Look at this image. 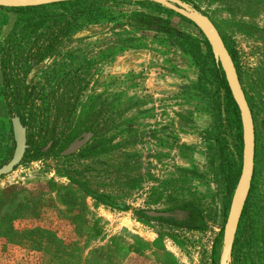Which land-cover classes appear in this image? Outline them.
<instances>
[{
  "label": "rangeland",
  "instance_id": "obj_1",
  "mask_svg": "<svg viewBox=\"0 0 264 264\" xmlns=\"http://www.w3.org/2000/svg\"><path fill=\"white\" fill-rule=\"evenodd\" d=\"M142 1L94 5L92 15L74 25L73 40L70 35L64 38L63 46L29 75L23 67L28 56L20 54L12 73L20 84L37 85L39 93L28 107L32 113L27 110L32 118L28 131L36 139L42 132L47 139L53 134L63 137L74 121L87 116V126L99 116L101 135L120 147L95 156L79 157V150L64 157L56 156L58 145L38 160L25 156L13 172L1 176L0 264H215L214 240L224 230L233 198L225 212L216 137L221 130L229 157L236 158L240 154L234 146L236 129L226 120L223 90L211 72L212 58L206 57L205 44L199 50L165 33L136 28L130 17L135 12L162 17L203 41L200 29L162 5ZM184 1L207 14L236 52L256 128L255 173L237 250L242 261L264 264V0ZM94 16H99L97 23ZM17 19L16 13L0 9V142L7 144H12L10 124L15 114L9 113L1 93V57ZM49 24L55 30L59 26L50 21L37 34ZM91 26L100 32L77 36ZM42 40L48 42L49 37ZM123 41L132 47L123 49ZM141 49L150 51V56L138 69L127 73L125 68L122 75L103 78V70L118 64L125 53ZM76 68L83 70L85 80H91L69 123L66 119L78 95L73 92L79 77L72 72ZM69 70L72 74L66 77ZM123 76L135 81H120ZM151 78L155 81L145 86ZM218 112H222L221 121ZM47 119L49 129L45 130ZM241 154L242 166L243 147ZM132 156L135 163L123 168ZM69 176L89 180L92 189L110 196L122 208L87 196ZM187 207L200 209L202 229L190 222L177 224L137 214L139 210L171 212ZM220 250L221 245L219 255Z\"/></svg>",
  "mask_w": 264,
  "mask_h": 264
},
{
  "label": "trees",
  "instance_id": "obj_2",
  "mask_svg": "<svg viewBox=\"0 0 264 264\" xmlns=\"http://www.w3.org/2000/svg\"><path fill=\"white\" fill-rule=\"evenodd\" d=\"M107 1H122V0H75V1H65L59 2L54 4H47L41 6H30V7H18V8H8V7H1L0 9H5L8 11H12L18 15L17 23L15 28L9 33V36L3 45L2 48V57H1V66H2V73H3V81L4 83L1 86V93L5 97L6 107L10 114H15L20 116L23 125L27 128V144L28 148L26 151V157L31 160H38L43 155L48 154L54 148L59 145V149L56 151V156H64L68 157L70 155H62V151H64L70 143H72L76 138L81 136L83 132H92L93 135L89 141H93L92 144H86L84 147L80 149L78 152L79 157H83L85 155L95 156L98 154L107 153L115 148L120 147V143H116L114 145H110L111 139L108 137H103L101 135L102 131L99 124V116H97L93 121L90 122L86 126V122L89 118L87 116L83 119H79L77 122H73L74 126L70 125V129L68 134L62 133L63 137H53L47 139V136L42 132L39 139H36L35 135L28 131V123L32 119L28 113H32L30 108V104L35 103V96L39 93L36 91L37 85L31 84L25 81L23 84H20L19 79L15 74L12 73V69L16 64L20 63L21 56L20 54H26L28 56L26 64L23 66L25 68V75H29V73L34 69L40 66L48 59L51 55L58 51V46H63V40L66 37H70L71 31L74 28V25L85 17L86 15H92L93 11L90 9L97 5L98 3H104ZM125 1V0H124ZM145 2V1H142ZM151 2V1H146ZM154 3V2H153ZM157 4V3H156ZM158 5V4H157ZM99 16H94V22L97 23L99 20ZM72 19V20H71ZM132 20L133 26L136 28H140L143 30H154L156 32L165 33L168 36L174 37L179 41L184 43H189L193 47L201 49L202 42L205 44L207 49L206 57L210 56L212 58V69L216 77V83L219 90H223V100L226 114L227 122L235 127L236 135H237V142L235 139L234 146L239 151V156L236 158H230V152L226 150V145L224 144V140L221 137L222 131L219 130L220 134L217 135V148L220 162L218 164V168L224 174V183H225V212H227L229 208V204L231 201V197L237 185L238 179L241 174V151L243 147L242 141V124H241V117L239 108L233 99L232 93L228 86L224 71L221 68L220 63L215 61L213 53L211 51L210 44L204 38V40H200L192 35L176 28L170 20L162 18V17H155L149 16L146 14H142L141 12H135L130 17ZM52 21L54 24L59 23L58 28L55 30V25L49 24L46 27V30L43 32H39L46 23ZM77 26V25H75ZM23 30H26V33L23 34ZM49 30V31H48ZM37 34L34 39H30L31 35ZM70 35V36H69ZM48 36L49 41L45 42L42 40L43 37ZM224 38V37H223ZM68 39V38H67ZM73 40L72 36L69 38ZM225 40V39H224ZM226 43V41H225ZM31 45L28 47L27 45ZM227 44V43H226ZM19 47L23 49L20 53V50H14L13 48ZM121 47L123 49H129L132 47L130 42L123 41ZM228 47V45H227ZM229 51L231 52L233 59L238 67V61L236 57V52L228 47ZM15 58V60H14ZM239 71V70H238ZM240 74V73H239ZM71 75V72L68 71L65 73V76ZM88 84L81 85L75 84L73 87V92H78L76 100L74 102L73 108H71L67 122L72 123L73 116H74V107L77 106L79 103V99L81 94L87 89ZM52 94H56L55 90L52 91ZM222 98V96H221ZM47 107L45 110L48 109L49 104L47 102ZM221 110V109H220ZM223 112V111H222ZM222 112H218V116L220 121L222 120ZM89 121V120H88ZM222 126V124L220 125ZM45 130L49 129V121L48 119L45 121ZM56 128L53 129L55 132ZM10 132L12 135V144L4 143L3 140L0 142V163H5L8 159L13 156L16 142L14 139L13 134V125L12 122L10 124ZM101 136V137H100ZM65 140V141H64ZM64 142V143H62ZM135 163L134 156L128 157L125 160L123 168L126 166H130ZM69 179L74 182L81 191H83L87 196H91L97 200L102 201L104 204L111 205L113 207H120L122 208L116 201L112 200L110 196L106 194H101L100 190L92 189L93 185L90 184L89 180L83 178H73L69 176ZM136 183V181H135ZM247 204L245 205L242 219L239 224V230L237 234V238L235 241V246L233 249L232 260L231 264H248L247 261H242L240 259V255L238 254L237 244H238V235L242 231L244 217L247 210ZM188 211V219L184 221L177 222V224H181L183 222H190L195 226L196 229H202L201 225L204 221L202 218V214L199 208L195 207H187L184 209ZM173 212V211H172ZM228 213V212H227ZM226 213V215H227ZM137 214L150 217L144 213L143 210H139ZM162 218V217H161ZM163 219H165L163 217ZM167 219V218H166ZM222 235L223 230L217 238L214 240L213 244V253L212 256L215 260V264L217 263V259L219 256V248L222 242Z\"/></svg>",
  "mask_w": 264,
  "mask_h": 264
},
{
  "label": "water",
  "instance_id": "obj_3",
  "mask_svg": "<svg viewBox=\"0 0 264 264\" xmlns=\"http://www.w3.org/2000/svg\"><path fill=\"white\" fill-rule=\"evenodd\" d=\"M65 1L75 0H0L1 7L18 8L41 6L54 4ZM151 1L162 5L175 13L181 15L187 20L193 22L205 36L210 44L211 51L215 61L220 63L224 71L228 86L235 100L241 117L243 131V161L241 174L238 179L231 205L229 208L227 220L223 230V238L219 255V264H231L233 249L239 224L243 215L245 204L251 190L253 177L255 173L256 159V128L252 108L244 91L238 67L229 51L227 44L220 30L214 21L203 11L184 0H143ZM100 31L93 26L84 29L77 36H87ZM146 56L143 50L127 52L120 58L118 64L105 69L103 78L109 75L121 73L126 68L127 71L134 69V64L141 61ZM14 139L16 147L13 157L0 167V177L14 171L26 156L28 148L27 144V128L23 125L20 116L15 115L12 118ZM92 132H85L76 138L70 145L62 151V155H70L79 151L84 147L92 137ZM144 213L150 217H164L169 220L180 222L188 219V212L176 209L173 212H161L155 210H145Z\"/></svg>",
  "mask_w": 264,
  "mask_h": 264
},
{
  "label": "crops",
  "instance_id": "obj_4",
  "mask_svg": "<svg viewBox=\"0 0 264 264\" xmlns=\"http://www.w3.org/2000/svg\"><path fill=\"white\" fill-rule=\"evenodd\" d=\"M98 32H100V31H98ZM141 50H143V51H145L146 52V56L143 58V59H141V63H136V67L133 69V70H135V69H138L139 68V65L140 64H142V63H144L145 61H147L148 60V58H149V56H150V51H148V50H144V49H141ZM132 51H139V50H132ZM132 51H130V52H132ZM126 52V51H125ZM159 58H160V60H164V57H160L159 56ZM146 69H147V73L149 72L148 70H149V68L146 66ZM133 70H130V71H133ZM143 70H144V68H142L141 69V72H143ZM130 71H126L127 73L128 72H130ZM123 73H125L124 71L123 72H121V73H119V74H123ZM146 73V71L144 72V74ZM150 74H152V71H150ZM156 73H154V75H155ZM113 75H115V74H113ZM116 75H118V74H116ZM111 75H109V76H107V78H109ZM135 78H130V77H125V76H123L122 77V79L120 80V81H129V80H131V81H135L134 80ZM141 79H142V77L141 78H139V81L141 82ZM146 81H148L147 82V84H144L145 86H147V85H149V84H152L155 80H154V78H151V80H147L146 79ZM122 85H123V82H122ZM151 90H154L153 88L151 89Z\"/></svg>",
  "mask_w": 264,
  "mask_h": 264
},
{
  "label": "flooded vegetation",
  "instance_id": "obj_5",
  "mask_svg": "<svg viewBox=\"0 0 264 264\" xmlns=\"http://www.w3.org/2000/svg\"><path fill=\"white\" fill-rule=\"evenodd\" d=\"M99 65H101V64H99ZM69 71H71V70H69ZM81 71V73L79 74V72ZM104 71L105 70H103V73H104ZM72 72H73V74L74 75H79V77H78V79H77V82L76 83H83V84H89V82H90V78L89 79H87V80H85L86 79V77L84 76V75H82L83 73V70H79V68H76V69H74V70H72ZM72 72H71V74H72ZM103 73H102V75H103ZM92 75H95V74H93L92 73ZM92 78V77H91ZM241 78V77H240ZM106 80H107V77L105 78ZM80 137V136H79ZM181 210H184V209H181ZM186 211V210H185ZM170 212V211H169ZM172 212V211H171ZM188 212V211H187ZM163 218V217H162ZM175 222V221H174ZM175 223H177V222H175Z\"/></svg>",
  "mask_w": 264,
  "mask_h": 264
}]
</instances>
